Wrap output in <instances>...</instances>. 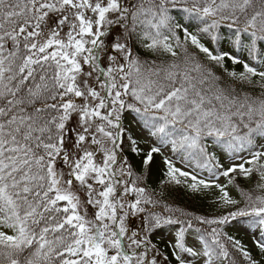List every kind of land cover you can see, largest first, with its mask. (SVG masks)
Wrapping results in <instances>:
<instances>
[{
  "label": "snow or ice",
  "instance_id": "obj_1",
  "mask_svg": "<svg viewBox=\"0 0 264 264\" xmlns=\"http://www.w3.org/2000/svg\"><path fill=\"white\" fill-rule=\"evenodd\" d=\"M0 264H264V0H0Z\"/></svg>",
  "mask_w": 264,
  "mask_h": 264
}]
</instances>
